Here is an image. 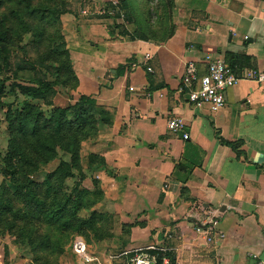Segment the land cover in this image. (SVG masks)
I'll return each instance as SVG.
<instances>
[{
    "label": "crops",
    "instance_id": "obj_1",
    "mask_svg": "<svg viewBox=\"0 0 264 264\" xmlns=\"http://www.w3.org/2000/svg\"><path fill=\"white\" fill-rule=\"evenodd\" d=\"M172 5L161 27L152 13L133 39L118 36L107 16L79 21L84 37L71 49L76 89L52 100L59 108L84 96L110 117L99 142L105 165L96 177L104 211L130 234L105 239L99 252L88 246L97 257L90 264H132L130 251L150 259L155 248L168 264H264V80L244 77L264 76V0ZM214 54L241 79L226 91L225 107L212 113L189 103L181 77L188 62L203 75ZM171 116L184 124L176 135L167 131ZM192 161L200 165L189 171ZM203 212L217 217L223 239L210 244L196 232ZM5 241L0 264H25Z\"/></svg>",
    "mask_w": 264,
    "mask_h": 264
},
{
    "label": "rangeland",
    "instance_id": "obj_2",
    "mask_svg": "<svg viewBox=\"0 0 264 264\" xmlns=\"http://www.w3.org/2000/svg\"><path fill=\"white\" fill-rule=\"evenodd\" d=\"M132 2L141 9L140 13H133L135 20L132 17L127 26L131 33L143 24L148 25L153 12L155 26L161 27L174 10L168 4L156 7L158 0ZM115 14L102 0H0V33L7 34L8 50L0 52V202L5 201L8 206L6 212L0 205V240L5 243L9 238L25 264H79L71 250L75 239H82L99 252L105 239H114L120 232L130 234L129 227H123L114 213L103 209L106 199L96 177L105 165L99 145L106 134L102 131L103 123H87L76 139L66 138L67 121L72 117L68 115L65 128L57 131L52 140L54 152L46 159L31 153L30 146L33 137L49 139L44 120L36 121L37 110L45 119L49 118L55 108V94L76 89L73 82L62 83L67 74L59 73L57 78L55 68L68 62L73 68L71 49L77 44V36L84 37L77 23L107 16L111 19L110 28L115 30V26L122 24L113 19ZM47 68L49 71H45ZM37 80L47 84L40 88L41 98L34 99L21 91V86L38 87ZM29 103L35 109L27 112L25 105ZM22 111L28 114L18 118ZM37 125L41 129L34 134L32 128ZM13 148L17 154L10 156ZM20 153L37 160L34 172ZM50 174V191H46V176ZM36 198L41 203L44 200L43 206L35 205ZM60 207L63 212L52 217L56 209L62 211ZM3 247L6 253L7 247Z\"/></svg>",
    "mask_w": 264,
    "mask_h": 264
},
{
    "label": "trees",
    "instance_id": "obj_3",
    "mask_svg": "<svg viewBox=\"0 0 264 264\" xmlns=\"http://www.w3.org/2000/svg\"><path fill=\"white\" fill-rule=\"evenodd\" d=\"M157 1V0H156ZM148 2H150V0H148ZM159 4L156 5V7L158 6H162L163 5H170L172 6V2L173 0H158ZM133 6V2L132 0H117V3L115 5L109 4L108 7L109 9H111L113 12H115V16H114V20L115 19H119L121 18L123 20L124 23H122L121 25H117L115 26V31L117 32L118 36L124 37L127 36L130 39H133L135 37V35H138V30L136 32V30H133V33L129 32L127 29V26L129 25V23L132 22V17L134 19L133 16V12L132 11V7ZM32 13H34V10H31ZM154 14V12H153ZM153 14H151V19H153ZM155 15V14H154ZM150 19V20H151ZM155 19V18H154ZM135 20V19H134ZM148 21V20H147ZM148 24H150L148 22ZM138 29V28H137ZM110 36H113L112 33H110ZM58 51V50H57ZM0 52L1 53H7V34L6 32H1L0 33ZM60 53V52H57ZM70 62L66 63V64H60L59 66H57L55 68V73H56V77L59 78L58 74L62 73V74H67V78L66 80H64L62 83H64L65 85H70L72 82L73 84H77L75 76H74V72L69 64ZM45 71H49L48 68ZM36 85L38 87L33 88V87H24L21 86V91L26 93V95H31L34 99L37 98H41V87H46L47 84H43L41 81H35ZM2 92V88H0V93ZM54 94V91H51V95ZM48 105L52 106V103L50 101H48ZM7 107V105H5ZM25 108L27 109V112H30L32 109H35V106L31 103L26 104ZM53 114L50 115L49 118L45 119L44 114H42V112L38 109L36 112V121H40V120H44V124H45V133L49 134V139H39L38 137H33V141L30 142V146H31V153H35L38 154L39 157L41 159H46L47 155L50 152H54L53 150V143L52 140L56 137L55 135H57V131L61 130L62 128H65V118H67V116H72L70 121H67V126H68V133L66 138L68 137H73L74 139H76L77 135L80 134V129L82 127H85L87 123L89 124H95L96 122L100 121L101 123H103L104 125L109 126L110 125V117L107 113L106 110L98 108L94 105V103L89 100L88 98L81 96L76 103H74L72 106H69L67 108H54L53 109ZM28 113H25L24 111L20 112L18 114V118H22L24 115H26ZM54 115H57V117L55 118ZM95 115H98L100 118L99 119H94L93 117ZM43 118V119H42ZM41 129V127H39V125L34 126L32 128V132L35 134L37 133L39 130ZM36 143V144H35ZM226 146L232 147L234 145L226 143ZM15 154H17V150L16 148H13L9 155L10 156H14ZM20 157L21 159H27V165L28 167L32 168V172H34L36 169V163L32 158H29L28 154L26 153H20ZM17 161V160H16ZM201 161V160H200ZM200 161L198 162H191L188 166V170L191 171V169L195 166L200 165ZM188 171V172H189ZM30 172V173H32ZM53 177L52 174H50L49 176H46V191H50V183L49 180H51ZM30 190V189H29ZM32 191V190H31ZM35 205L37 206H43V203L40 202V200H38L37 198L34 200ZM1 208L3 211L7 212V205L5 203V201L0 202ZM48 206V205H47ZM49 208V207H48ZM60 209L62 211L58 212V209H56V211L53 212L52 217L54 216H58L61 212H63V208L60 207Z\"/></svg>",
    "mask_w": 264,
    "mask_h": 264
},
{
    "label": "built area",
    "instance_id": "obj_4",
    "mask_svg": "<svg viewBox=\"0 0 264 264\" xmlns=\"http://www.w3.org/2000/svg\"><path fill=\"white\" fill-rule=\"evenodd\" d=\"M146 59L149 55L146 54ZM205 72L200 75L197 67L193 62H188L184 68V73L181 77V90L185 91L189 103L196 109L207 106L209 111L214 113L225 107L226 91L236 85L241 79L227 66L225 59L220 54L209 55L205 59ZM150 72V67H147ZM247 79H254L256 81H263L264 76L254 72H247L245 76ZM183 121L176 116H171L166 122L167 131L176 135L183 129ZM183 140L188 139L187 134L182 135ZM194 209L192 216L197 218ZM201 211V209H199ZM204 213V212H203ZM206 214V213H204ZM198 219V218H197ZM199 223L203 228H195L205 242L213 244L219 239L224 238V234L217 229L218 219L212 214H206ZM73 255L80 261L81 264H90L97 261V257L89 250L88 245L80 238L74 240L71 246ZM157 254L147 259L143 254L137 255V250L130 252L136 253L132 258V264H155L160 261L162 264H168V259L164 256L159 257V253H163L161 248L154 249ZM254 257V256H253Z\"/></svg>",
    "mask_w": 264,
    "mask_h": 264
}]
</instances>
